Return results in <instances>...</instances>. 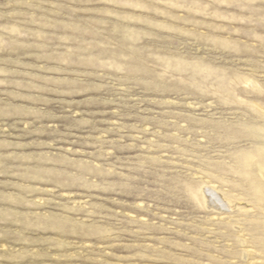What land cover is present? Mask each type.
<instances>
[{"label":"rangeland","instance_id":"rangeland-1","mask_svg":"<svg viewBox=\"0 0 264 264\" xmlns=\"http://www.w3.org/2000/svg\"><path fill=\"white\" fill-rule=\"evenodd\" d=\"M0 264H264V0H0Z\"/></svg>","mask_w":264,"mask_h":264},{"label":"bare ground","instance_id":"bare-ground-1","mask_svg":"<svg viewBox=\"0 0 264 264\" xmlns=\"http://www.w3.org/2000/svg\"><path fill=\"white\" fill-rule=\"evenodd\" d=\"M215 200V199H214ZM225 204V203H224Z\"/></svg>","mask_w":264,"mask_h":264}]
</instances>
